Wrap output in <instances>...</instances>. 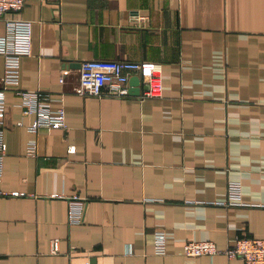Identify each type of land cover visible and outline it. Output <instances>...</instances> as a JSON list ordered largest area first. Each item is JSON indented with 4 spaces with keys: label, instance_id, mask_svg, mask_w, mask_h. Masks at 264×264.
<instances>
[{
    "label": "crops",
    "instance_id": "1",
    "mask_svg": "<svg viewBox=\"0 0 264 264\" xmlns=\"http://www.w3.org/2000/svg\"><path fill=\"white\" fill-rule=\"evenodd\" d=\"M26 1L0 31L32 23L20 87L48 93L66 127L30 130L6 92L0 264H245L183 247L264 238V0ZM87 59L153 61L164 93L79 94Z\"/></svg>",
    "mask_w": 264,
    "mask_h": 264
},
{
    "label": "built area",
    "instance_id": "2",
    "mask_svg": "<svg viewBox=\"0 0 264 264\" xmlns=\"http://www.w3.org/2000/svg\"><path fill=\"white\" fill-rule=\"evenodd\" d=\"M26 2V0H0V18L19 13ZM5 23V30L0 31V54L5 59L4 73L0 76V178L3 174L4 158L7 152L4 127L8 113L6 103L8 90L13 88L22 97L21 104L25 107L26 114L36 115V119L29 125L30 130L37 131L42 127H66L65 110L63 108L52 109L48 93L27 91L20 87L22 57L30 55L33 51L32 23L15 15L6 18ZM79 74V83L75 87V92L86 96L123 97L130 95V79L133 75H139L141 78L144 85L142 96L155 97L162 96L164 93L162 75L153 61L87 59L81 62ZM29 148L34 151L36 143H32ZM230 191L232 199L239 198L236 184H231ZM12 193L18 194L17 192ZM0 194L8 193L0 190ZM77 199L78 197L71 202L69 211L71 221L76 222L83 219L82 203L77 202ZM156 237L157 251L165 252L166 233L158 232ZM58 248V242L55 241L54 251ZM183 253L189 256L223 253L229 258L242 257L245 264H264V238L244 235L239 237L233 245L224 249L209 240L189 241L184 245Z\"/></svg>",
    "mask_w": 264,
    "mask_h": 264
},
{
    "label": "water",
    "instance_id": "3",
    "mask_svg": "<svg viewBox=\"0 0 264 264\" xmlns=\"http://www.w3.org/2000/svg\"><path fill=\"white\" fill-rule=\"evenodd\" d=\"M130 94H140L144 85L139 75H133L130 79Z\"/></svg>",
    "mask_w": 264,
    "mask_h": 264
}]
</instances>
